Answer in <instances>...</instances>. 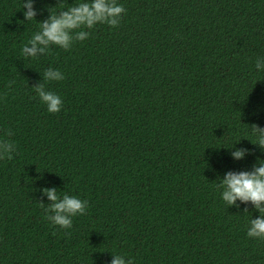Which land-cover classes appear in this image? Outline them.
I'll list each match as a JSON object with an SVG mask.
<instances>
[{
  "label": "trees",
  "instance_id": "trees-1",
  "mask_svg": "<svg viewBox=\"0 0 264 264\" xmlns=\"http://www.w3.org/2000/svg\"><path fill=\"white\" fill-rule=\"evenodd\" d=\"M24 2L0 0V139L16 145L0 159V264H264L246 235L259 213L216 188L264 160L248 127L264 128V0H117L118 27L38 58L21 49L39 22L81 0H33L29 22ZM48 68L65 75L46 82L59 113L30 88ZM42 188L86 214L53 225Z\"/></svg>",
  "mask_w": 264,
  "mask_h": 264
},
{
  "label": "clouds",
  "instance_id": "clouds-1",
  "mask_svg": "<svg viewBox=\"0 0 264 264\" xmlns=\"http://www.w3.org/2000/svg\"><path fill=\"white\" fill-rule=\"evenodd\" d=\"M22 8L26 9L23 13L25 21L35 20L37 12L33 7V0H26L22 3ZM125 13L126 9L118 4L117 0H81L67 9L62 8L57 12L49 11L48 18L39 22V30L21 49L22 54L25 57L38 58L47 54L53 45L68 51L75 42L87 39L90 30L98 24H106L111 28L118 27ZM255 67L257 70H264V58H258ZM64 79L65 75L60 70L48 68L44 71L41 81L30 87L49 113H59L63 107V101L58 94L48 90L46 82ZM14 83V81H9L8 87L11 88ZM248 127L256 137V142L253 144L258 145L264 151V128L256 124ZM12 135L11 129L6 130V137ZM15 151L16 145L10 139H0V159L11 160ZM246 152H248L247 149H236L231 155L234 159H242ZM257 164L258 166L253 165L250 172L229 171L223 179L217 177L219 179L216 188L228 207H239L236 201L245 204L250 202L254 206L259 216L256 219L250 218L246 235L249 238L264 241V160L258 159ZM40 191L49 201L48 204L38 202L45 213V219L62 229H70L73 225V218L86 214L89 207L86 200L67 193L61 196L56 188H42ZM244 211L248 213L247 209ZM110 264H134V260L117 254L112 255Z\"/></svg>",
  "mask_w": 264,
  "mask_h": 264
}]
</instances>
